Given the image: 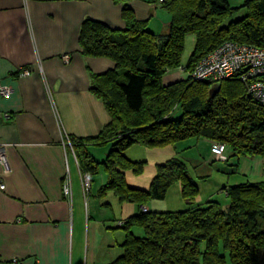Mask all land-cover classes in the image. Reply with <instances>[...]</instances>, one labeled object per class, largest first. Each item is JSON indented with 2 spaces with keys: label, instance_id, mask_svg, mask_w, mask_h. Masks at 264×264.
Listing matches in <instances>:
<instances>
[{
  "label": "trees",
  "instance_id": "trees-1",
  "mask_svg": "<svg viewBox=\"0 0 264 264\" xmlns=\"http://www.w3.org/2000/svg\"><path fill=\"white\" fill-rule=\"evenodd\" d=\"M113 1L122 3L123 29L85 19L78 33L82 55L114 63L113 69L91 75L89 85L110 122L95 137L67 138L81 174L90 175L89 191L97 170L90 150L109 147L100 163L106 183L98 194L113 192L119 202L140 208L138 214L119 221L123 223L117 226L124 228L126 235L123 252L112 264H264V180L223 188L228 199V208L223 210L214 201L203 206L195 203L198 184L177 157L156 166L147 190L127 187L125 172L141 173L142 163L123 155L133 144L148 149L174 148L182 141L202 139L209 141V152L212 143L225 146L221 163L230 159L225 155L228 151L236 159L264 158V107L249 95L247 84L236 76L218 86L190 77L198 61L224 42L264 48V0H248L246 14L236 21H228L226 0L155 1L170 15L165 34L152 33L147 20L136 19L125 4L129 0ZM188 34L196 37L184 68L188 77L164 83V76L180 67ZM177 109L180 115L172 118ZM176 183L186 209L142 210L148 201L164 200ZM89 191H83L85 197ZM132 223L142 226L143 237L129 231Z\"/></svg>",
  "mask_w": 264,
  "mask_h": 264
},
{
  "label": "crops",
  "instance_id": "crops-1",
  "mask_svg": "<svg viewBox=\"0 0 264 264\" xmlns=\"http://www.w3.org/2000/svg\"><path fill=\"white\" fill-rule=\"evenodd\" d=\"M125 4L136 19L147 20L152 33L167 32L170 15L155 0ZM85 19L112 29L125 25L122 3L113 0H0V86L11 90L0 97V114H8L0 117V142L7 146L10 168L7 174L0 168V264H97L104 220L95 217L98 202L85 201L81 171L67 138L95 137L110 122L89 85L91 75L113 69L114 63L80 53L78 33ZM20 69L30 74L19 77ZM180 77L177 69L163 81ZM198 143L205 150L201 160L214 162L209 141L190 146ZM233 166L234 172L226 173L227 187L264 180L263 157H239ZM66 178L70 198L62 194ZM104 182L96 187L97 196Z\"/></svg>",
  "mask_w": 264,
  "mask_h": 264
},
{
  "label": "rangeland",
  "instance_id": "rangeland-1",
  "mask_svg": "<svg viewBox=\"0 0 264 264\" xmlns=\"http://www.w3.org/2000/svg\"><path fill=\"white\" fill-rule=\"evenodd\" d=\"M226 1L229 6L228 21H236L246 14L245 4L248 0ZM155 19H157V21L161 20L159 14ZM195 43V35L188 34L184 37L183 49L180 56V67L178 68V70L180 71V78L182 79H186L188 77V73L184 71V68L187 65L189 58L194 50ZM179 115L180 109H177L172 113L171 117L177 118ZM193 142L194 141L190 140L182 141L173 146L176 152L175 157L182 160L187 165L192 178L194 177L198 184L199 191L195 199V203L203 206L206 202V199H209V201L216 202L221 207V209L226 210L228 208V199L226 195L224 193H220V191L223 192L222 189L227 188V186H225V181L228 177L226 176V173L229 174L228 172L230 171L234 172L233 165L236 157L231 155L228 165L226 166L218 161L213 162L211 161V159L209 161H205V158L201 160V156L203 155L205 150L199 143V145L197 146H190V144H192ZM108 150L109 147L91 148L90 150L92 158L97 163V170L92 175L91 185L93 187V192L91 193L90 190L88 196H86L85 198L86 202L90 201L91 199H94L95 202H98L95 206L99 208V211L95 213V217H100L102 220H104L102 223L101 233L97 237V244L101 245L100 250L97 247V251L99 252V254L97 255V264H112L122 254L123 251L121 245L123 244V241L125 239L124 237L126 235V231L124 230V228H119L117 226L118 222L122 220H128L129 217L134 216L140 212V208H138L135 204L119 202L113 192H109L104 198H102V196L99 194V196H97L96 187H98V185H101L104 181V184L106 183V176L100 163L104 160ZM174 150L172 149V147L168 146L160 149H148L140 144H133L129 146L123 152L124 157L132 162H141L142 171L139 174H133L131 170H127L125 172V184L127 185V187L147 190L153 177L156 174V166L169 160L170 155H175ZM202 165L204 166L202 167ZM195 170L197 171L195 172ZM224 172L225 174H223ZM198 173H201V175H205V177L206 175H209V178H204L205 180L197 178L201 176ZM179 194L180 185L176 183L168 189L164 200L148 201L146 203V206L149 207L150 212L182 211L188 206L185 202H183V200L181 201V197L179 196ZM106 204L110 206L108 207ZM129 231L135 237L144 236L143 228L138 223H132L129 226Z\"/></svg>",
  "mask_w": 264,
  "mask_h": 264
},
{
  "label": "built area",
  "instance_id": "built-area-1",
  "mask_svg": "<svg viewBox=\"0 0 264 264\" xmlns=\"http://www.w3.org/2000/svg\"><path fill=\"white\" fill-rule=\"evenodd\" d=\"M161 4L165 0H155ZM30 74L27 69L18 71L19 77H26ZM238 77L242 83L247 84V92L253 100L264 107V48L252 45L239 44L235 42H224L203 56L196 64L190 77L196 82H206L212 86H218L221 82L233 77ZM11 90L0 86V97H8ZM1 118L7 119L8 114H0ZM7 146L0 142V168L3 174L10 172L7 161ZM225 146L212 143L210 152L215 161L223 162ZM90 175L81 174L82 190L87 193L90 188ZM0 190H4V184L0 182ZM62 194L65 197L71 196V186L66 178L62 185ZM146 211V208H142ZM123 222H119L121 225ZM15 262V261H14Z\"/></svg>",
  "mask_w": 264,
  "mask_h": 264
}]
</instances>
